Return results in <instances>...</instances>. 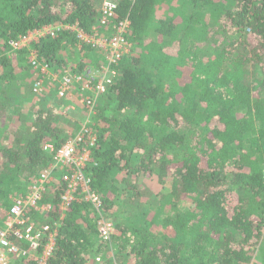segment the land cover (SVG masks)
Masks as SVG:
<instances>
[{
	"label": "trees",
	"instance_id": "1",
	"mask_svg": "<svg viewBox=\"0 0 264 264\" xmlns=\"http://www.w3.org/2000/svg\"><path fill=\"white\" fill-rule=\"evenodd\" d=\"M102 1L0 0V214L47 167L44 145L80 132L55 91L44 96L53 102L20 108L36 74L28 51L8 55V44L45 25L110 36L96 26ZM115 1L131 51L88 126L87 171L115 233L97 245L92 210L75 203L49 264H96L87 259L100 253L101 264H264V0ZM78 43L60 30L33 49L51 71L78 74L101 62ZM63 189L56 180L45 202L56 205Z\"/></svg>",
	"mask_w": 264,
	"mask_h": 264
},
{
	"label": "built area",
	"instance_id": "2",
	"mask_svg": "<svg viewBox=\"0 0 264 264\" xmlns=\"http://www.w3.org/2000/svg\"><path fill=\"white\" fill-rule=\"evenodd\" d=\"M115 0H103L97 18V27L112 30L110 36L97 30L87 31L77 24L45 25L28 31L11 40L8 55L23 50L28 51V64L36 74L31 83V93L42 98L55 91L58 99L65 102L64 113H74L77 106L81 114L80 132L69 138L61 146L44 145L50 155L47 167L38 173L35 182L26 194L11 197L8 211L0 214V264H13L27 258L32 264H49L58 240V226L75 203H84L92 210L98 234L97 245L107 248L115 233L114 223L103 211V201L90 186L89 169L93 165L92 148L96 137L88 129L92 124L99 100L116 78L115 66L130 54L131 43L127 40L130 22L128 18L115 21L117 17ZM60 30L76 34L80 41L76 49L82 53L83 45L99 51L103 61L88 66L76 74L66 69L62 74L50 70L47 63L39 62L33 46L42 38L55 37ZM107 31V30H106ZM88 171V172H87ZM264 179V172H263ZM60 180L64 189L56 205L45 202L55 181ZM56 217H52V213ZM50 217V221L39 222ZM101 264V253L87 259L88 263Z\"/></svg>",
	"mask_w": 264,
	"mask_h": 264
},
{
	"label": "rangeland",
	"instance_id": "3",
	"mask_svg": "<svg viewBox=\"0 0 264 264\" xmlns=\"http://www.w3.org/2000/svg\"><path fill=\"white\" fill-rule=\"evenodd\" d=\"M103 34L105 35V36H108L109 35V32L108 31H106V32H103ZM82 53H84V50H83V52ZM81 54V53H80ZM100 56V55H99ZM98 56V57H99ZM103 61V58L101 57V62ZM68 63H72V60H70ZM99 64V63H98ZM30 71H31V69H30ZM31 73L32 74H34L33 73V71H31ZM33 77H35L34 75H33ZM54 96H50V95H48L47 97H44V98H39V97H34L31 93H30V99L27 101V102H24L22 105H20V108H23V109H28L29 108V106L31 105V104H33V106L35 107V108H37V107H40V105H37V104H41V101H49V103L50 102H53V101H55V99H56V97H55V99L53 98ZM44 101V102H45ZM57 101V100H56ZM64 102V101H63ZM35 103V104H34ZM65 103V102H64ZM67 106V105H66ZM64 108H65V106H64ZM65 110V109H64ZM64 110H62L63 112H64ZM66 114V117L69 119V120H71L72 122H78L79 123V121L81 120V114H80V111L78 110V108H77V106L75 107V111H74V113L73 112H71V110L70 111H68V112H66L65 113ZM5 123H8L7 125H6V128H5V130H9V129H12V125H15V123L13 122V124L11 123V122H9L8 120H5L4 121ZM1 129H4V127H2ZM61 129L64 131V130H66V131H68V132H70V130L72 129L71 127H65V126H61ZM149 185H150V187H152V188H156V185H155V183H149Z\"/></svg>",
	"mask_w": 264,
	"mask_h": 264
}]
</instances>
